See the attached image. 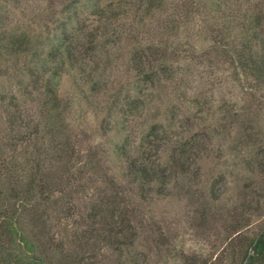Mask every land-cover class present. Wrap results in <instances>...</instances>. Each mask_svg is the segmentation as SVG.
I'll use <instances>...</instances> for the list:
<instances>
[{"label":"rangeland","instance_id":"1","mask_svg":"<svg viewBox=\"0 0 264 264\" xmlns=\"http://www.w3.org/2000/svg\"><path fill=\"white\" fill-rule=\"evenodd\" d=\"M72 1L0 0V27L9 31L5 37L7 33L17 32L16 29L26 31L32 40L40 41L38 47L43 51L48 48L50 39H54L53 20L65 16L64 7ZM213 1L217 0H159L148 10L139 8L137 0H98L101 5L111 3L119 15L113 24L109 21L102 24L100 30H95L92 7L73 2L66 15L72 16L77 29L79 12L78 25L82 32L78 31V45L85 57L78 65L77 59L68 58L65 52L57 87V114H51L42 104L37 89L43 88V84L33 82L25 55H13L0 64V160L5 159L6 170L18 178L33 170L37 162L42 170L52 166L49 195L50 199L54 198L44 208L49 225L47 236L54 235L55 243L62 242V250L67 255H76L77 249H83L84 255L94 257L90 260L93 264H201V259L213 260L217 256L221 257L217 264H238L240 253L264 228V173H258L256 168L264 154V132L256 143L242 141L238 144L242 125H245L242 117L230 118L219 126L210 115L211 110L220 105L225 111L237 112L246 107L252 111L250 117L255 130L264 131V84L251 94L243 92L245 83L227 77L230 54L193 52L194 48L206 45L210 35L207 27L220 29L227 41L238 34L234 15L247 0H220L219 9ZM253 1L264 8V0ZM134 12L139 19L145 16L142 26L131 24L128 13L131 16ZM200 22L204 25L202 29L198 27ZM131 27L136 29L129 30ZM75 32L77 41V30ZM90 39H94L91 45ZM141 39L161 42L168 48V60L160 62V66L172 63L173 68H179L175 70V77L183 75L179 88L172 93L160 87L157 95H151L145 83L136 78L135 61L130 60L133 48L139 46L137 41ZM35 42L32 41V45ZM42 46L45 47L42 49ZM69 49L77 53V44ZM175 49L177 52L171 51ZM92 81L94 88L90 90ZM166 83L172 86V82ZM182 91L184 96H181ZM179 92L180 100L174 99L171 103L174 107L168 99ZM129 95L137 98V108L123 122L126 116H120L118 108L107 110V107L115 103L112 97H118L115 101L120 103ZM10 100L12 103L8 104ZM168 106L169 111H166ZM50 117H54L53 130L57 132V147L53 152L49 148L52 139L49 140L45 130ZM156 121H160L156 128L165 132L158 134L160 139L149 154L140 153L142 135L148 125ZM196 127L207 128L202 135L206 144L196 157L199 166L191 162L193 171L176 175L163 189L157 180L142 188L130 183L124 175L125 158L118 153V145L125 141L126 152L138 158L149 155L158 161L170 149L169 139L179 138ZM67 146L75 149L76 156L69 167L73 177L65 180L64 165L61 167L56 160L60 154L57 151ZM77 150L80 163H86L84 168L78 167ZM246 160L250 165L247 166ZM246 166L256 171L247 173ZM213 180L217 189L213 195H219L218 199H213L209 193ZM112 184H118L128 195L125 209L130 231L122 237L121 250L103 243L78 247L77 231L83 230L90 220L77 224V213L85 218L88 207L98 203L99 197L104 201L113 194ZM204 199L212 202L210 208L206 206L204 210L210 222L199 227ZM66 200L75 214L72 217L65 218L62 213L60 206L67 204ZM215 210L216 219L211 220L210 215ZM237 219H243L247 226L242 229L244 240L235 247V243L230 246L226 236L231 231L230 222ZM25 222L27 226L30 224L27 219ZM28 232L32 235V230ZM38 245L40 252L43 247ZM246 249L251 254L252 248ZM51 253L47 252L55 259Z\"/></svg>","mask_w":264,"mask_h":264},{"label":"trees","instance_id":"2","mask_svg":"<svg viewBox=\"0 0 264 264\" xmlns=\"http://www.w3.org/2000/svg\"><path fill=\"white\" fill-rule=\"evenodd\" d=\"M75 1H77V4L78 2H82L85 3L84 5L86 7H92V14H94L96 21L95 30L102 29V24L108 21L109 24H113L114 21L119 19L117 18L119 15L115 13L116 11L111 3L101 5L98 0H74L64 7L65 16H60V18H55V20H53V24L55 25L53 28L54 39H50L48 48H45L43 51L38 47L40 41L38 39L36 42L32 40V38H30L31 36L28 35L26 31L23 32L16 29L17 32H13V34L7 33V37H5L4 34L9 31H5L3 27H0V64L5 63L3 60L12 59L11 56L13 55H25L31 66L29 69L31 73H29V75L33 77V82L35 85L38 81L43 84V88L41 89L34 88L40 93L42 104L47 106L51 114L58 113L59 97L57 95V87L60 70L62 69L61 66L65 64V52H68V58L72 60L77 59L79 62V64L77 63L78 65L82 64L81 61L85 57L83 50H81V47L78 45L80 40L78 31L82 32L81 27L78 25L80 18L79 12L77 11V29L74 27L75 22L72 16L69 14L66 15L70 6H73V2ZM156 1L159 0H137V3L139 8L142 6V8H147L149 10L155 6ZM221 4L222 1L220 0L213 1V5L218 9L222 6ZM227 7L228 6H225V12H228ZM237 12L238 13L234 15V22L239 31V33L235 35L236 40L235 36H232L229 37L227 41L225 36L222 35L223 33L220 32V29L207 27L210 30V35L206 45L197 48L198 50L194 48L193 52L200 51V53L205 55L209 52L221 51L230 54L231 67L229 68L230 71L227 73V77L245 83L243 92L246 91L248 94H251L258 86L264 84V8L257 5L253 0H247L242 2V7L237 9ZM128 17L132 19L130 21L131 24H140V26L143 25L142 22L145 19L144 15L140 19L137 18V12H134L131 16L128 13ZM133 20H135L136 23H133ZM200 24L203 23L200 22L198 24V27L202 29L204 25ZM135 29V27H131L129 30ZM76 30L78 36L77 41L74 36ZM130 32L132 34L134 31ZM90 40L91 41H88L89 45L94 43V39ZM145 40L146 39H141L137 41V45L139 46L134 47L131 53L132 56L130 61H135L133 64H135L136 78L139 80L141 79L145 83L146 90L151 95H157L158 91L160 92V87L172 93L175 88H179L183 75L181 74L182 77L177 75L179 77L178 79L175 77V70H179V68H173L174 66L172 63L169 65L165 63L163 66H160V62H166L168 60V48L166 46L161 42L149 41L148 39V41ZM32 41L35 42L34 45H32ZM74 44H77V53L74 51L70 52L69 47ZM175 44L176 43L173 45ZM44 47L45 46H42L41 48L43 49ZM171 51L177 52L176 49ZM82 71H85L84 67H82ZM166 74L169 76L166 77ZM162 75L165 77L163 78ZM171 77L172 79L170 80ZM165 81L172 82V86H168ZM93 82L94 81L90 84V90L94 88ZM158 84L161 85L158 86ZM168 87L172 90H169ZM184 93L185 92L182 91L181 96H184ZM179 96L180 92L172 98H169L168 102L171 104L174 99L180 100ZM116 98L118 97H112V101L115 103L108 106L107 110L118 108V110H120L118 112L121 113L120 116H126V118L123 119V122H126L127 117L132 116L135 111L134 109L137 108V98L129 95L120 103L115 101ZM11 103L10 100L8 104ZM167 108L166 111H169V106ZM251 114L252 111H249L246 107H242L241 110L239 109V112L232 111L231 109H226L225 111L223 105L216 107L215 110L212 109L210 113L213 122L217 125H223L225 121H229L230 118H236L238 115L242 117V124L245 123V125H242L241 137L238 136V144L242 141L243 143L253 144L261 139L259 135L264 131L255 130L252 124L253 121L250 117ZM53 118L54 117H50L48 119L49 121L45 123V130L48 134V138L49 140L52 139L51 146L49 147L52 152L54 148L57 147L55 145V143H57L55 140L57 132L53 130ZM158 124H160V121L151 123L148 125L146 132L143 133V144H140L139 147L140 153L146 155V153L150 152L151 148H153L160 139L158 134L165 132L162 130L159 131L156 128ZM194 129L195 128H191L185 135H182L183 137L169 139L170 149L166 153V156L158 161L151 159L149 155L147 157L138 158L134 156V153H130V151L126 152L127 145H125L126 143L123 141L117 148L118 153L125 158L124 175L130 180V183L136 184L139 188H142L144 185L150 186L153 184L154 180H157L160 188L163 189L176 178V175L190 173V171H193L191 170V162L199 166L196 157L201 149H203V145L206 144L202 135L207 128L198 129L196 127L195 131H193ZM57 153H60L56 160L57 164L61 167L64 165L63 174H65V177L63 178L68 180V178L73 177V175L70 176V172L72 171L69 167L72 165L73 159L76 156L75 149L73 147L69 148L68 146L65 148L61 147V150L57 151ZM79 154L80 151L77 150V162L80 163ZM261 157H263L262 160L259 162L257 161L256 168L258 173H264V163H262L264 154ZM245 163L247 166L250 165L249 160H246ZM7 164L5 159L0 160V264H93L90 260L94 257L84 255L86 253H84L85 251L83 249H77L76 255H67L62 250V242L55 243L54 235L52 238L47 236L49 235V232L47 233L49 225L47 224L48 219L44 208L47 203L54 198L52 197V199H50L49 195L51 191L49 183L52 180V166L42 170L39 167L40 163L37 162L33 170L29 171L27 175L18 178L10 175L9 169L6 170ZM85 165L86 163L83 162L80 163L78 167L84 168ZM247 166L244 169L245 172L252 173L256 171L254 168L248 169ZM214 180L210 183L211 185L209 187V193L211 195L215 194L217 190L214 189V186L218 179L216 181ZM111 188L113 194L106 196V201H103V198L99 197L98 203L88 207L85 218L82 217L84 215L77 213V224L80 221L90 220L86 227L82 228L83 230L77 231L78 247L83 244L96 246L103 243L113 247L114 250H121L120 245L122 237L125 235L126 231H130V222H126L128 210L125 209V204L127 202L126 196L128 195L126 190L118 184H112ZM213 196V199L219 198L217 194ZM204 200L203 211L201 210L200 212V221L198 222L199 227H203L206 223L210 222L207 218L208 214H206L204 210L207 209L206 206H209L212 202L210 199ZM68 201L66 200L67 204H62L60 206L65 218L75 215ZM102 201L105 202V204H103ZM56 202L59 201L57 200ZM215 215H217V210H215L213 215H210L211 220L216 219ZM26 219L30 223L28 226L25 222ZM245 226H247V224L245 221L243 222V219L230 222L231 231L226 236L229 240V244H231L230 246H232V243H235L234 246L237 247V244L244 240L241 234ZM29 229L32 230V235L28 232ZM262 230L255 244H253V242L257 235L250 240L248 245L240 253L238 264H242L247 257L248 250L246 248L249 247L252 248V252L248 256L245 264H264V228ZM33 237L38 240H34ZM42 238L43 242L41 241ZM37 244L43 247L40 252L37 251ZM48 251L52 252L51 255L56 258L54 257L55 259H53L49 256V254H47ZM225 251L222 252L223 255ZM220 260V256H217L213 260L211 258L205 260L201 259V264H217Z\"/></svg>","mask_w":264,"mask_h":264},{"label":"water","instance_id":"3","mask_svg":"<svg viewBox=\"0 0 264 264\" xmlns=\"http://www.w3.org/2000/svg\"><path fill=\"white\" fill-rule=\"evenodd\" d=\"M263 231V230H262ZM262 231L257 235V237L255 238V240H254V242H253V244H255V242L257 241V239H258V237L260 236V234L262 233ZM250 254H248L247 255V257L245 258V260L243 261V263L242 264H245L246 263V260H247V258H248V256H249Z\"/></svg>","mask_w":264,"mask_h":264}]
</instances>
